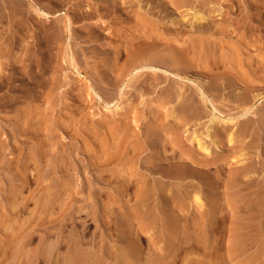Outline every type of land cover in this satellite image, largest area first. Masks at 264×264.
Instances as JSON below:
<instances>
[{"label":"rangeland","instance_id":"rangeland-1","mask_svg":"<svg viewBox=\"0 0 264 264\" xmlns=\"http://www.w3.org/2000/svg\"><path fill=\"white\" fill-rule=\"evenodd\" d=\"M0 1L2 2V0ZM6 1V4H8L10 0ZM22 1L25 8L23 10V21L26 29L25 36H22V39H20L23 46L21 44H15L11 49L8 48L7 53L17 58L22 57V55L25 56L23 49L27 42H30L34 46V50L32 56L25 58L22 63L18 60L15 66L12 62H7L0 70V217L5 215L9 216L10 210L8 209L10 208V201L14 198L13 195L17 199L16 201L29 199L19 206V209L22 208L20 212L18 208L13 211V213L15 212L14 215H20H16L17 218H20L18 219L20 223H25V221L29 222H26L28 224L24 225V229L22 230L21 235L25 233L24 237H16L14 243H17L18 239L22 238L21 242L24 243L23 245L27 252H37L42 255L33 262H28L26 258L17 260L10 255V249L8 258L2 259L0 264L1 262L2 264H49L51 261H48L46 258L48 257L47 254L51 255V250L53 248H55L54 255L56 257L58 256L56 264H77L78 261L73 262L72 259H68L72 254H75L73 258L81 254L83 255L82 257L85 256L84 258L86 261H90V253L97 256V262L100 264H114L118 257L117 251H128V255L124 260L123 257L120 258V264H180L184 254L177 251V256L175 258H173V254L179 248L178 246L182 244V240L185 238L184 236L190 233L193 226H196L195 224L198 223V226H202L203 223H212L213 219L216 218L215 220H218L223 216L225 217L224 224L219 222L220 224H218V227L217 223H212L214 226H212V232H208L211 223L208 225V228L205 227L207 225H204L206 230L202 229L203 231L196 234L198 235L201 245H203L200 246L199 244L198 249L192 254V257L198 258L199 256L198 259L203 257L200 260H204L208 255L205 254L207 249L204 250V247L206 246L209 249L212 245H218V248L222 249L220 253L223 251V258L228 257L227 261L229 264L231 262H233L231 264H237L238 262H241L240 264H247L246 262H248V264H258V261H260L258 257H261L259 253L261 254L262 250L264 252V168L261 167L264 163V97L260 98L254 106L255 109L259 108L256 111L257 113L250 114V118L245 120V124L248 123L245 141H250L246 147L249 149L247 150L245 148L243 151L235 152L227 150V147V154L226 152L223 153L225 149L221 151L222 155L225 156H222V158L226 160L227 155H230L228 158V161L230 159L228 163L230 165H221L224 166L222 168L223 170L220 169L221 167L216 169V165L214 164L208 166V168L210 167L212 169H208L207 167L204 168V165L202 166L201 164H198L200 166L194 164L196 173L194 176H190L189 182L178 184L180 180H177V182L175 180L168 181V179H166V188L164 187L162 192L156 189L155 197H151L153 200L151 198L149 199L152 200L148 203V206L151 205L149 207L151 209L150 214L152 216H150L152 218H150L147 225V228H149H144V231H141V229L139 230L140 227L137 228V226H141L142 223L144 224L145 222V220L142 221V219V222H140V217L138 215V211L143 206L141 204L142 202L139 204V201H136L135 197L131 195L121 197L123 200H120V197L113 199L110 196L116 182L112 181L108 183L109 175L105 174L104 176L102 168H113L115 163H104L106 150L113 145L121 143L120 147L126 152V157L128 159H133L135 167L136 164H138L139 173L146 172L144 169L148 167L149 170L151 169L152 176L158 177V173L161 171L160 169L163 168L162 170H164L166 166L165 169L170 168L169 166L174 167L180 165L182 163L181 158L186 157L184 154L186 149L194 150L192 154L193 157L204 159L205 152L202 149L201 151L199 148H196L197 143L193 142L195 141L193 137L200 133L201 136L198 137H202V140H205L204 142H208L209 137L207 133L208 127H210L208 124L212 117L211 114L217 111H214L211 107L205 106L203 100L195 90L194 85L189 81H187L188 86H192L194 90L191 88V91H188L190 87H185L183 85L184 82L180 80L179 82L177 81L178 79H174L175 83L174 81L172 82V77L165 79V77L159 76L157 79L156 76H153L155 77L154 79L151 76L148 82L144 84L143 90H137L135 86L136 83H138L137 80L144 78L143 75L145 76V74L140 75V78L139 73L137 74L136 72L130 71L131 73L129 75V72H127L126 75L122 76L123 78H119V81H117L115 85H119L118 87L114 86L115 88L112 87L110 89L108 85L97 82L94 76L100 77L99 73L105 74L107 70L106 67H108L106 58L109 55V51L107 50L110 41L109 32L111 31L109 27H114L116 29L114 33H117L112 39V42H117L121 46H126L128 37L132 36L131 33L138 34L141 32L140 35L143 37L144 35L145 37H152L150 45L153 47L154 53L156 55H165L164 57L167 61L171 60V58L175 59L179 57L182 49L186 47L190 51V53L186 55L187 63H191L195 60L194 58H190L192 52L194 53L193 56H195L197 53H201V51H207V53H203H205V55H210L211 53L210 56L212 59L216 57L215 60L219 62V65L217 61L210 62L213 66V69L210 70L211 72H205L206 69L198 67L197 64L194 69L196 72H201L203 75H209V78L213 77L212 80L210 78V84H206V87H209V91L206 89V91H204L214 102L217 110L224 115H237V117H239L245 106L241 104L242 101L240 99L243 98L245 91H248L246 94L252 92V94L249 93L250 95L247 94L248 97L251 96L250 98L245 94L247 97V105H251L255 101L256 94L262 91L264 92V0H179L181 2L179 5L174 4L175 0ZM31 4L37 5L44 11L50 13L51 16L36 15L31 8H27ZM6 9V13L4 12L2 14L1 12L3 17L0 18V33L4 28L7 30L6 33L10 35L14 32L15 27L13 26L14 24L12 25L14 22L10 15V9ZM126 10H134L142 15H147L148 18L144 17L149 20V25L152 27L148 26L145 31H142L144 29H142L143 26L141 23L140 25H138L139 23L136 25H125L128 19L125 14L127 12ZM94 11L99 15H89V12ZM195 12L196 14L198 13V15L199 13H203L204 15L207 14V18L205 17L206 20L204 19V21H201L203 22L202 25L201 22L200 24H197L198 22L195 23L196 21L193 19ZM182 15L183 17L186 16L188 20H181ZM100 22H106L105 24H107V27L104 29L106 32L103 31L99 33L96 31L95 25L100 24ZM123 27L124 30H122ZM149 28H153V32H151ZM118 31H121V33H118ZM154 41L155 46L152 45ZM189 41L190 43L193 42L190 44ZM196 41L201 45H199L198 48L202 47L203 50L199 49L198 52V49H195L197 44ZM184 42L186 44L188 42L187 45L189 46L186 44L183 45ZM0 43H2L1 40ZM178 43H182L180 45L181 47L183 46L182 49ZM193 43L194 45H192ZM139 44L141 45L142 43L136 41L133 46L129 45L127 50L128 53L137 51ZM175 44L178 45L176 46ZM172 45L175 49L171 47ZM190 45H192V47ZM210 46L211 48H209ZM229 49L230 51L232 49V54ZM211 50L214 52L213 56ZM226 52L227 55L230 53L229 56L225 54ZM128 53H125V56L122 57L123 59L121 58L120 65L126 64L128 55L130 54ZM176 53H179V56ZM172 54H174V56ZM72 55L75 57L80 70L83 73L86 72V78L82 76L83 74L79 75L73 71L71 66ZM224 55L228 57H226L228 62H225L226 59L223 60L225 58ZM230 55H232L233 58ZM1 62L0 60V63ZM234 62L236 64L239 63L237 66H234ZM240 62L243 63L245 69L249 67L253 71L257 69L256 76L263 77H260L261 79H259L258 82H251L248 79L245 80L246 78L243 77L244 75H242V77L240 76L241 74L237 76L238 72L244 68H240L239 71L235 70V72L231 69H237L238 65L242 67ZM231 63L233 65H231ZM249 63L252 66L250 65L248 67ZM231 66L233 68H231ZM197 68L202 70L198 71ZM165 69L168 68L166 67ZM194 69L191 68L190 71H194ZM187 71H184V73H191ZM225 71L227 75H222V73L225 74ZM35 72L37 75L42 76H39L43 80L39 84L35 81ZM96 72H99L98 75ZM229 76L235 78V80H232ZM161 77L163 79H161ZM150 78L152 81H150ZM222 78L224 80H222ZM212 81L213 83L218 82L216 86L222 83L220 85L221 87H215L216 83L213 85ZM234 83H237V87H235L236 84ZM88 85L92 87L87 88ZM259 85L261 87H259ZM187 87L189 88L188 90ZM94 90H96L104 101H106L105 98L108 96L107 92L110 93V91L115 93L112 94V101L119 97L122 99L123 97L121 96L124 95L125 97L123 100L125 99V102L128 100V104L130 105L128 106L130 109L128 108V112L126 113L127 116H129L128 113L130 114L129 119H127L126 116H124L126 118L120 117L121 121L118 117L117 119L116 117L111 119L112 117L109 118L106 116V118L103 115L104 104L102 103V99L100 100ZM216 90L220 91L217 92ZM176 91H182L183 95L187 92V94L184 95L186 98H190V95L194 93L191 95V101H187V104L189 103L191 108L190 106L187 107V111H185L183 115L180 114L179 109L186 106L184 105L185 102H180L178 105L176 104L178 101H176L173 96L169 100L167 98V96L169 97L173 93L175 94ZM135 94L137 97H134ZM162 99L165 101L162 102ZM237 100H239V102H237ZM129 101H134V104L129 103ZM199 110L200 112H198ZM201 110H203L204 113ZM187 112H190L192 115L190 113V115L187 114ZM207 112L209 114H206ZM179 115L182 117V120H178L180 118ZM30 116L33 117L29 120L28 118ZM174 116L178 117V119L174 118ZM184 117L186 119H184ZM193 118H195V120ZM187 119L191 121H187ZM239 119H243L242 116H240ZM183 120L186 122L184 123ZM26 122H34L38 125L40 133L34 134V131L29 130L24 136L20 135L18 129ZM238 122V125L236 124L235 126H232L230 123L227 125L220 123V126H227L228 133L234 132L235 130L234 134L236 133L235 135L237 136V132L239 133L244 125H242L241 121ZM66 126L69 127L67 131L65 128ZM231 128H233V130ZM172 131L174 134H172ZM176 138H178V141L174 146L173 142ZM39 143H42L41 145H44L45 148L42 154L34 150L35 145ZM209 143L210 139L207 144ZM210 150L211 154L205 155V158H207L206 156L209 158H214V156L217 157L215 147L212 144H210ZM240 152L246 153L245 157L247 159L244 158V160L247 165L250 162L249 168H247L250 171L246 169L244 174L249 176V178L246 176L245 178L251 180L249 183H245V186L243 182L239 184L235 182L233 178L235 172L234 158H236L237 154L239 156ZM199 153L200 155H198ZM261 158L263 161H261ZM257 159H260V162L256 161ZM257 164L258 166L255 167ZM131 169L133 170L134 167ZM131 169L129 168V171H132ZM23 172H26L28 175L29 182L27 185L20 188L21 180L18 177L21 176ZM246 173H248V175ZM218 176L222 179L217 180L219 178ZM148 181L152 190L155 191V187H157L159 182L156 181V185H152L151 183L153 180L152 178L149 179V177ZM191 181L203 182L198 184L201 187V197L204 203L202 209L201 207H199V209L195 205H186V201L188 198L191 199L190 197H184L183 201L185 202H180L183 204V207H180V209L178 207L180 203L177 204L178 202L175 204V202L171 201L172 206L168 205L170 202L168 198L171 200L172 196L178 195L180 189L182 190L184 187V190L189 185L194 186L195 183ZM12 192H16L17 194L15 195ZM18 192H21V195ZM166 192H169V194ZM130 196L133 198H130ZM225 196L227 197L225 198ZM172 203L177 207L174 208ZM135 204H138V206ZM135 207L139 208L138 211ZM161 208H163V210ZM201 213L208 214V218L206 220L205 218L198 220L200 219ZM135 216H138V218L136 217L137 220ZM153 217H156V220L153 219ZM235 217H243V221L247 223V237L249 238H246L248 244L246 247H248H245V249L247 250H242L240 251L242 254L238 255L239 253H237L235 254L236 256H233L235 259L237 258L236 261H234L232 255H225L227 250L224 248L228 243L232 230L236 228ZM151 220H153V222H151ZM158 220L159 223H157ZM175 220L179 223L176 224ZM154 221H156V223ZM168 221H170V223ZM137 222H140L141 225ZM136 223L138 224L137 226ZM166 224H170L166 227L167 229H172L176 225L175 228H173V230L176 229L175 237H173L172 230L167 232L165 228V226H167ZM150 225L153 228L150 227ZM1 226L2 225H0V230H4ZM169 226H172V228ZM164 228L166 231L163 230ZM8 231L9 230H7V232ZM136 232L139 233L137 234ZM3 235H5L4 232L0 231V240L4 238ZM152 235L154 239L152 237L151 240L152 242L155 241L154 247L151 240L147 239L148 237L151 238ZM212 242L217 244H213ZM221 242L223 243L224 249L222 248ZM135 243L137 245H135ZM53 244L57 247H54ZM197 251H199V254L200 252L202 253L199 255ZM254 253L258 255V257ZM50 255L49 258L52 259V255ZM245 257H247L249 261H246L248 259ZM249 257H252V262ZM240 258L242 259L237 261ZM85 259H82L80 262ZM243 260H245V262ZM262 260L264 262V258ZM80 262L78 264H80ZM54 263L53 261L52 264Z\"/></svg>","mask_w":264,"mask_h":264},{"label":"bare ground","instance_id":"bare-ground-1","mask_svg":"<svg viewBox=\"0 0 264 264\" xmlns=\"http://www.w3.org/2000/svg\"><path fill=\"white\" fill-rule=\"evenodd\" d=\"M60 1V0H59ZM6 0H2V2L0 1V18H2L3 17V15H1V12H2V14L5 12V10H7L6 8H9L10 9V15H11V17H12V19H13V22L14 23H12V25L15 27V30H14V32L13 33H11L10 35H8L7 33H6V29H2V31H1V33H0V40L2 41V43H0V60L2 61L1 63H0V70L2 69V67H3V65L4 64H6L7 62H12L13 63V65H15L16 66V62L18 61V60H20V62L22 63L23 61H24V59L25 58H28V57H30V56H32V54H33V50H34V46L30 43V42H27L26 44H25V46H24V55L25 56H23L22 55V57H19V58H17L16 56H14V57H12V56H10V54L8 55V48L9 49H11L12 48V46H15V44H21V42H20V39H22V36H25V33H26V29H25V23H24V21H23V10L25 9L24 8V3H23V1L22 0H10L9 1V3L8 4H6ZM58 2V1H57ZM3 3H5V4H3ZM34 3H36V2H34ZM54 4H56V3H54ZM174 4H176V5H179V4H181V2L179 1V0H175L174 1ZM27 8H31L34 12H35V14L36 15H40V16H46V17H50L51 15H50V13H48V12H46V11H44L43 9H41L40 7H38L37 5H35V4H31V5H29V7H27ZM130 10H131V8H130ZM137 10V9H136ZM31 11V10H30ZM29 11V12H30ZM92 11V10H91ZM127 11V10H126ZM125 11V12H126ZM124 12V13H125ZM200 12V11H199ZM6 13V12H5ZM31 13V12H30ZM33 13V12H32ZM90 14L89 15H99L96 11H94V12H89ZM126 16H127V21H126V24L125 25H129V24H137V23H139L138 25H140V23H141V25L143 26L142 27V29H144V30H142V31H145L146 30V28H148V26H151V25H149L150 23H149V20H147L145 17H147V15L145 16V15H142V14H140L139 12H136V11H127L126 13ZM209 14V13H208ZM7 15V14H6ZM102 15V14H101ZM145 16V17H144ZM207 16V14L206 15H204L203 13H199V15H198V13L196 14V12H195V14L193 15V19H194V21H196L195 23H197V24H200V22L203 20L204 21V19H205V17ZM5 17V16H4ZM45 17V18H46ZM90 17V16H89ZM97 17V16H96ZM95 17V18H96ZM184 17H186V16H184ZM183 17V15H182V17H181V20H184L185 21V19H187L188 20V18L186 17V18H184ZM148 18V17H147ZM180 18V17H179ZM207 18V17H206ZM42 19V18H41ZM175 19V18H174ZM206 20V19H205ZM192 21V20H191ZM68 22V21H67ZM104 22V21H103ZM101 23L100 22V24H96L95 25V29H96V31H98L99 33H102L103 31H104V29H106V27H107V24H105V23ZM183 22V21H182ZM206 22V21H205ZM71 23V22H70ZM96 23V22H95ZM115 23V22H114ZM202 23L203 22H201V25H202ZM176 24H177V22H176ZM69 25H71V24H69ZM120 26V25H119ZM121 27V26H120ZM152 27V26H151ZM153 27H154V25H153ZM155 27H156V25H155ZM119 28V27H118ZM94 29V28H93ZM92 29V30H93ZM120 29V28H119ZM150 29V31L151 32H153V28L151 29V28H149ZM148 29V30H149ZM109 30H111L110 32H109V48H107V50L109 51V55H108V57L106 58L107 59V66L108 67H106V73L104 74H100L99 72V75H100V77L99 76H94V78H95V80L97 81V82H101V83H103V84H105V85H108L109 87H110V89L112 88V87H114L116 84H117V81H119V78L120 77H122V76H124V75H126V73L127 72H129L128 73V75L131 73V72H136L137 74L139 73V77H140V75H143V74H145V76L143 75V77L144 78H142L141 80H137V78H136V80L138 81V83H136V87H137V90L138 89H142L143 90V87H144V84L145 83H147L148 82V79H149V77H153V76H156V78L157 77H159V76H163V77H165V79H167V78H169V77H172L173 78V80H172V82L174 81V79L176 80V79H178L177 81H183L184 83H183V85L186 87V86H188V83H187V81H189V82H191L193 85H194V87H195V90L197 91V93H198V95L200 96V98L203 100V102H204V104H205V106H207V107H211L214 111H217L216 113L214 112L213 114H211L212 115V117H211V119H210V123L208 124L210 127H208L209 129H208V133H207V136L209 137V139H210V143L209 144H207L208 142H209V139H208V142H204L203 140H202V137H198V136H201L200 135V133L197 135V136H194L193 137V140H195V141H193V142H196L197 144H196V148L198 149H202L204 152H205V155H209V154H211V150H210V144H212L214 147H215V151H216V154H217V157H215L214 156V158H209L208 156H206L207 158H205V155H204V159H198L197 157H193V153H194V150H192V149H186L185 151H184V154L186 155V157H182L181 158V164L180 165H176V166H174V167H171V166H169L170 168H168V169H165L164 168V170H162V169H160L161 171L158 173V177H155V176H152V173H151V169L149 170L148 169V167L146 168V169H144V171H146V172H142V173H139L140 171H139V167L137 166L138 164H136V167H135V164H134V162H133V159H128L127 157H126V152L124 151V150H122V148L120 147L121 146V143L119 144H116V145H113V146H111V148H108L107 150H106V152H105V161H104V163L106 162V163H112V162H114L115 163V166H113V168H111V167H109V168H102V173L104 174V176H105V174H108L109 175V178H108V183H111L112 181H115L116 182V184L114 185L115 187H114V190L112 191V193H111V197L113 198V199H117L118 197H120L119 199L120 200H123V199H121V197H126L127 195H131V196H134L135 197V199H136V201H139L138 203L140 204L141 202V204L143 205L142 206V208L138 211V209L139 208H136L137 209V211H138V215H139V219H140V222H142L143 220H145V222H144V224L142 223V225H141V223H140V225L142 226H139L137 223H136V226H137V228L138 227H140L139 228V230L141 229V231H144L143 229L144 228H147V225H148V223H149V221H150V218H152L151 216V209H150V207L149 206H151V205H149L148 206V203H149V201H152L153 199L151 198L152 196H154L155 197V194H156V189L158 190V191H160V192H162L163 190H164V187H165V183L167 182L166 181V179H168V181H170V180H175V181H177L178 182V184L180 183H183L184 184V182H189V178H190V176H194V174L196 173L195 172V165H198V164H201L202 166L204 165V168L205 167H207L208 168V166L209 165H212V164H214V165H216V169H219L220 167V169H222L224 166H221V165H223V164H227V165H230V164H228L229 163V161H230V159H229V161H228V158H229V156L230 155H227V160L225 159V158H222V156L223 157H225L224 155H222V152L221 151H223L224 149H225V151H223V153L224 152H226V148L228 147V149L227 150H229V151H243L247 146H248V142H250V141H245V139H246V133H247V131H248V123L247 124H245L246 123V121L245 120H247V119H249L250 118V114H256L257 112V109H259V108H257V109H255L254 108V106L256 105V103L259 101V99L260 98H263L264 97V92L262 91V89H261V91L262 92H260V93H258V94H256L255 95V101L251 104V105H247L246 104V99H247V94L248 95H250L249 93H251L252 94V92H249V93H247L246 94V92H248V91H245V93L243 94L244 96H243V98H240L241 99V104L242 105H245L244 106V109H243V111L241 112V114H240V116H242V118L243 119H239L240 118V116L239 117H237V115H235V116H233V115H224V114H222L220 111H218L217 110V107L215 106V104H214V102L208 97V95L205 93V91L207 90V91H209V87L207 88L206 87V84H208L209 82H210V78H211V80H212V78L213 77H208L206 74L205 75H203L201 72L199 73V72H196L195 71V65L197 64L198 65V67H202V68H204V69H206L205 70V72H207V73H209V71L211 70V69H213L212 67V63H210V62H212V61H217V60H215V58H211V53H210V55H205V53H207V51L205 52V51H201V53L199 52V49H201V50H203L202 49V47L201 48H198L199 47V43L196 41V43L198 44H196V46H195V49H198V52L199 53H197L196 52V50H195V52L197 53L195 56H193V52H192V56H191V54H190V58L192 59V58H194L195 60L194 61H192L191 63H187V59H186V55H188L189 53H190V51L187 49V47L185 48V49H182V47L180 46L181 44H179V46L181 47V49H182V51H181V55L179 56V53H176V54H178V56L179 57H176L175 59L174 58H171V60H169V61H167V59L162 55V54H159V55H156L155 53H154V50H153V47L150 45V40H151V38L152 37H145V35H144V37L143 36H141L140 34H141V32L140 31H138V32H140V33H138V34H136V33H131L132 34V36L129 38L128 37V41L126 42L127 44H126V46H121L119 43H117V42H112V39L114 38V36H115V34H117V33H114V31H116V29L114 28V27H109ZM109 30H107V31H109ZM118 30V29H117ZM122 30H124V27H123V29ZM121 30V31H122ZM157 30V29H156ZM121 31H118V33L120 32L121 33ZM104 32H106V31H104ZM148 32V31H147ZM147 32H145V33H147ZM123 33V32H122ZM144 33V32H143ZM150 33V32H149ZM157 33V32H156ZM107 34V33H106ZM147 35V34H146ZM151 36V35H150ZM154 39V38H153ZM176 39H178V38H176ZM115 40V39H114ZM139 42V43H142L141 45L139 44V48L137 49V51H133V52H129L128 53V47H129V45H132L133 46V44H134V42ZM153 41V40H152ZM193 41H195V40H193ZM192 41V42H193ZM191 42V43H192ZM113 43V44H112ZM152 43V42H151ZM189 43H190V41H189ZM190 43V44H191ZM208 43V42H207ZM136 44V43H135ZM155 44V41H154V43L152 44V45H154ZM177 44V45H178ZM186 43L184 42V44L183 45H185ZM187 44H188V42H187ZM186 44V45H187ZM210 44V43H209ZM213 44V43H212ZM22 45V44H21ZM176 45V44H175ZM176 45V46H177ZM192 45H194V43L192 44ZM192 45H190L191 47H192ZM211 45V44H210ZM214 45V44H213ZM23 46V45H22ZM52 46V45H51ZM137 46V45H136ZM136 46H134V47H136ZM155 46V45H154ZM187 46H189V45H187ZM201 46V45H200ZM208 46V45H207ZM206 46V47H207ZM214 46H216V45H214ZM213 46V47H214ZM134 47H133V49H134ZM171 47H173V45L171 46ZM174 48V47H173ZM178 48V47H177ZM209 48H211V46L209 47ZM209 48H207V49H209ZM175 49V48H174ZM189 49H190V47H189ZM192 49V48H191ZM205 49V48H204ZM212 49H214V48H212ZM177 51V50H176ZM179 51V50H178ZM227 51V50H226ZM229 51H230V49H229ZM231 51H232V49H231ZM230 51V52H231ZM10 52V51H9ZM155 52H156V50H155ZM173 52H174V50H173ZM203 52H205V53H203ZM211 52H213L212 50H211ZM225 52V51H224ZM228 52V51H227ZM227 52L225 53L226 55H227ZM236 52V51H235ZM125 53H128L129 55H128V61H127V59H126V64L125 63H123V64H125V65H120V60H121V58L123 57V56H125ZM157 53V52H156ZM172 53V52H171ZM175 53V52H174ZM209 53V52H208ZM213 54H214V52L212 53V56H213ZM229 54L230 53H228V55L227 56H229ZM231 54H232V52H231ZM173 56H174V54H172ZM226 56V57H227ZM231 57H232V55H230ZM24 57V58H23ZM127 57V56H126ZM171 57V56H170ZM169 57V58H170ZM224 57H225V55H224ZM224 58L223 60H225V62L227 61V58ZM219 58V57H218ZM217 58V59H218ZM233 58V57H232ZM123 59V58H122ZM189 59V58H188ZM212 59V60H211ZM221 59V58H220ZM231 59V58H230ZM252 59V58H251ZM125 60V59H124ZM249 60V59H248ZM253 60V59H252ZM251 60V61H252ZM191 61V60H190ZM231 61H233V60H231ZM230 61V62H231ZM250 61V60H249ZM255 61V60H254ZM196 62V63H195ZM218 62V61H217ZM217 62H213V63H217ZM221 62V61H220ZM225 62H224V64H225ZM228 62V61H227ZM236 62V61H235ZM234 62V63H235ZM242 62V61H241ZM240 62V63H241ZM233 63V62H232ZM231 63V65H233ZM239 63V62H238ZM237 63V64H238ZM251 63V62H250ZM248 64V67L251 65V64ZM253 63V62H252ZM227 64V63H226ZM236 64V63H235ZM234 64V66H237V64L235 65ZM218 65H219V62H218ZM230 65V64H229ZM241 65H242V67L240 66L239 67V65H238V68L237 69H234L232 66H231V68H233V69H231L232 71H234L235 72V70H238L239 71V69L240 68H244L243 70L241 69L239 72H238V75L237 76H239V74H241L240 76L242 77V75H244L243 77H245L244 79L245 80H250L251 82H258L259 81V79H261L262 77L261 76H256V73H257V69H256V71H253L250 67L247 69H245V67H244V65H243V63H241ZM71 66H72V69H73V71L74 72H76L77 74H79V75H81V74H83L82 76H84L85 78L87 77V76H85V73H83L81 70H80V67H79V65H78V63H77V61H76V59H75V57L72 55V57H71ZM252 66V65H251ZM162 67H167L168 69H165V68H162ZM216 67H218V66H216ZM215 67V68H216ZM229 67V66H228ZM228 67H227V69H228ZM194 69V71H190V69ZM230 68V67H229ZM258 68V67H257ZM198 69V71L199 70H202V69H199V68H197ZM196 69V70H197ZM189 71V72H191V73H188V74H186V73H184V71ZM229 70V69H228ZM131 71V72H130ZM187 71V72H188ZM204 72V71H203ZM211 72V71H210ZM263 72V71H262ZM98 73L96 72V74L98 75ZM229 73V72H228ZM237 73V72H236ZM35 75H36V77H35V81L37 82V84H39V83H41L43 80H42V78H40L39 76H41V75H37V73L35 72L34 73ZM259 74V73H258ZM222 75H227V73H226V71H225V74H223L222 73ZM231 76H233V77H236V76H234V75H232V74H230ZM236 75V74H235ZM264 75V74H263ZM211 76V75H210ZM231 76H229V77H231ZM42 77V76H41ZM127 77V76H126ZM135 77V76H134ZM136 77H138V76H136ZM138 77V78H139ZM222 77H224V76H222ZM261 77V78H260ZM123 78V77H122ZM121 78V79H122ZM141 78V77H140ZM154 79H155V77H153ZM217 78L219 79V77H218V75H217ZM232 78V77H231ZM120 79V80H121ZM158 79V78H157ZM161 79H163L162 77H161ZM216 79V78H215ZM220 79H221V77H220ZM226 79H228V78H226ZM230 79V78H229ZM170 80V81H171ZM222 80H224L223 78H222ZM232 80H235V78H232ZM122 81V80H121ZM150 81H152L151 80V78H150ZM156 81V80H155ZM179 81V82H180ZM214 81V80H213ZM213 81H212V84L214 85L215 83H213ZM264 81V80H263ZM160 82V81H159ZM231 82V81H230ZM155 83V82H154ZM158 83V82H157ZM174 83H175V81H174ZM182 83V82H181ZM218 83V82H217ZM217 83L215 84V87H221L220 85L222 84L221 82V84L219 85L218 84V86H216L217 85ZM238 83V82H237ZM237 83H234V84H236L235 85V87H237ZM248 83H249V81H248ZM97 84H99V83H97ZM119 84V83H118ZM156 84V83H155ZM210 84V83H209ZM225 84V83H224ZM254 84V83H253ZM182 85V84H181ZM226 85H228V84H226ZM239 85V84H238ZM107 86V87H108ZM119 86V85H118ZM118 86H115V87H118ZM123 86V85H122ZM208 86V85H207ZM210 86V85H209ZM212 86V85H211ZM232 86V85H231ZM263 86V85H262ZM87 87V86H86ZM90 87H92L91 85H88V87L87 88H90ZM103 87V86H102ZM114 87V88H115ZM179 87H180V84H179ZM188 87H190V85L188 86ZM187 87V90L189 89ZM206 87V88H205ZM259 87H261L260 85H259ZM95 88V87H94ZM177 88H178V85H177ZM191 88H192V86L190 87V90H188V91H191ZM223 88V87H222ZM226 88V87H225ZM121 89V88H120ZM119 89V90H120ZM175 89V88H174ZM179 89V88H178ZM206 89V90H205ZM217 89H219V88H217ZM113 90V89H112ZM180 90H181V88H180ZM184 90V89H183ZM192 90H194L193 88H192ZM205 90V91H204ZM215 90V89H214ZM258 90V89H257ZM87 91H88V89H87ZM95 91V93L98 95V97L100 98V100L102 99V97L96 92V90H94ZM100 91V90H99ZM110 91V90H109ZM210 91H211V89H210ZM212 91H213V89H212ZM217 92L218 91H220V90H216ZM227 91V90H226ZM260 91V90H259ZM105 92V91H104ZM103 92V93H104ZM106 92H107V90H106ZM172 92V91H171ZM216 92V93H217ZM235 92V91H234ZM233 92V93H234ZM239 92H240V90H239ZM258 92V91H257ZM91 93V92H90ZM108 93V96L105 98L106 99V101H104L103 99H102V103L104 104V116L106 117H112L111 119H113V117H116V119H117V117H118V119L120 120V117H124V116H126L127 117V119H129V116H130V114L128 113V115L129 116H127L126 115V113L128 112L127 111V109L129 108L128 106H130L129 104H128V98L126 99L127 100V102H125L124 100H123V98L125 97L124 95H122L121 97H123L122 99H120V97L119 98H117L116 100H111L112 99V94H115V93H112L111 91H110V93L109 92H107ZM211 93V92H210ZM214 93V92H213ZM212 93V94H213ZM172 94V93H171ZM174 94V93H173ZM171 95V96H167V98H168V100L169 99H171V97L173 96L175 99H176V101H178L176 104H180V102L182 103V102H185V104L184 105H186V106H184L183 108L181 107L179 110H180V114L181 115H183L184 113H185V111H187L186 109H187V107H189L190 106V104L188 103L187 104V101H191V95H193V94H191L190 95V98H186V97H184V95H186L187 94V92L183 95V92L181 91V92H177L176 91V93L174 94V95ZM215 94V93H214ZM236 94V93H235ZM241 94V93H240ZM245 94H246V96H245ZM105 95V94H104ZM117 96H118V94H117ZM136 96V94L134 95V97ZM189 96V95H188ZM197 96V95H196ZM242 96V95H241ZM134 97H133V99H134ZM137 97V96H136ZM193 97V96H192ZM246 97V98H245ZM251 96H249L248 98H250ZM253 97V96H252ZM230 98V97H229ZM239 98V97H238ZM132 99V100H133ZM215 99V98H214ZM236 99H237V97H236ZM252 99V98H251ZM124 102H123V101ZM130 100V99H129ZM131 100V101H132ZM163 100V99H162ZM131 101H129V103H132V104H134L133 102H131ZM165 100H163L162 102H164ZM173 101H175V100H173ZM175 101V102H176ZM199 101V100H198ZM253 101V100H252ZM194 102V101H193ZM237 102H239V100H237ZM128 104V105H127ZM178 104V105H179ZM194 104V103H193ZM135 106V105H134ZM219 106V105H218ZM238 106V105H237ZM260 106V105H259ZM258 107V106H257ZM190 108H191V106H190ZM202 108V107H201ZM201 108H199V109H201ZM130 109V108H129ZM194 109V108H193ZM192 109V110H193ZM204 109V108H203ZM192 110H190V111H192ZM198 110V109H197ZM205 110V109H204ZM206 110H207V108H206ZM221 110H223V109H221ZM174 111V110H173ZM189 111V110H188ZM202 112H203V110H201ZM209 111V110H208ZM196 112V111H195ZM198 112H200V110L198 111ZM239 112V111H238ZM237 112V113H238ZM157 113V112H156ZM159 113V112H158ZM190 113V112H189ZM188 112H187V114H189ZM193 113V112H192ZM204 113V112H203ZM209 113H210V111H209ZM208 112L206 113V114H209ZM234 113V112H233ZM174 114V113H173ZM173 114H172V116H173ZM191 114V113H190ZM189 114V115H190ZM197 114V113H196ZM199 114V113H198ZM159 115V114H158ZM175 115V114H174ZM177 115H178V113H177ZM192 115V114H191ZM194 115V114H193ZM211 115H208V116H211ZM176 116V115H175ZM174 116V118H177L178 119V117H175ZM188 116V115H187ZM33 116H30L28 119L30 120V118H32ZM106 117V118H107ZM126 117H124V118H126ZM179 117H180V115H179ZM186 117V116H185ZM184 117V119H186ZM195 117V116H194ZM199 117V116H198ZM115 119V118H114ZM194 120H195V118H193ZM192 119V120H193ZM118 120V121H119ZM178 120H182V117H180ZM189 119H187V121H188ZM121 121V120H120ZM184 121V120H183ZM189 121H191V120H189ZM238 121H241L242 122V125H243V127L240 129V131H239V133L237 132V136L234 134V132H235V130H234V132H230V133H228L227 132V126H220V123H223V124H228V123H230L232 126H235L236 124H237V122ZM175 122H176V119H175ZM179 122H181V121H179ZM186 121H184V123H185ZM248 122V121H247ZM178 123V122H177ZM190 123V122H189ZM239 123V122H238ZM181 124H183V123H181ZM187 124H188V122H187ZM219 125V126H218ZM238 125V124H237ZM68 126V125H67ZM65 127L66 128V131H67V128H69V127ZM174 126V125H173ZM181 126V125H180ZM62 127V126H61ZM178 127V126H177ZM229 127V126H228ZM39 127H38V125H36L34 122H26V123H24L22 126H20L19 127V129H18V133L20 134V135H25L29 130H32V131H34V134H38V133H40V131H39V129H38ZM64 128V127H63ZM172 128H174V127H172ZM235 128V127H234ZM176 129V128H175ZM232 130H233V128H231ZM65 130V129H64ZM230 130V129H229ZM173 132V131H172ZM228 134H227V133ZM195 133V132H194ZM172 134H174V132L172 133ZM219 135V136H218ZM193 136V135H192ZM206 136V135H205ZM207 136H206V138H207ZM204 137V136H203ZM205 138V139H206ZM252 138V137H251ZM168 139V138H167ZM173 139H175V138H173ZM178 138H176V140H174V146H175V144H177V140ZM252 140V139H251ZM170 141V140H169ZM42 143H39V144H37V145H35V151L37 150V151H39V153L41 152V154L42 153H44V151H45V148H44V145H41ZM106 144H107V142H106ZM164 144V143H163ZM166 144V143H165ZM109 145V144H108ZM107 145V146H108ZM172 145V144H171ZM164 146V145H163ZM110 147V146H109ZM192 147V146H191ZM173 148V147H172ZM193 148V147H192ZM197 149H196V151H197ZM247 150L249 149V148H246ZM201 150V151H202ZM218 151H220V152H218ZM198 152V151H197ZM248 152V151H247ZM254 152V151H253ZM104 153V152H103ZM260 153V152H259ZM226 154H227V152H226ZM229 154V153H228ZM232 154V153H231ZM235 154H237V153H235ZM234 154V155H235ZM249 154V153H248ZM196 155V154H195ZM198 155H200V153L198 154ZM212 155H213V153H212ZM236 156V155H235ZM237 156H238V154H237ZM236 156V158H234L233 156H231V157H233L234 158V168H235V172H234V174H233V178H234V181L235 182H238L239 184H240V182H243L244 183V186H245V183H249L250 182V180L251 179H247V178H245V174H244V171L246 172V169L247 168H249L248 166H249V164H250V162H249V164L247 165V163L245 162V160H244V158H246L245 156H246V153L244 154V152H240L239 153V156L237 157ZM248 157V156H247ZM199 158H202V157H199ZM251 158V157H250ZM247 159V158H246ZM124 160V161H123ZM153 160V159H152ZM250 160V159H249ZM253 161V160H252ZM256 161H259L260 162V159H257ZM261 161H263L262 160V158H261ZM149 162H150V160H149ZM148 162V163H149ZM248 162V161H247ZM258 163V162H257ZM262 163V162H261ZM150 164V163H149ZM195 164V165H194ZM231 164H232V162H231ZM99 165V164H98ZM120 165V166H119ZM127 165V166H126ZM220 165V166H219ZM261 165V164H260ZM198 166H200V165H198ZM256 166H258V164L257 165H255V167ZM127 167V168H126ZM134 167V171L131 169V168H133ZM229 167V166H228ZM251 167V166H250ZM255 167H253V168H255ZM262 168H264V163H263V165L261 166ZM129 168L132 170V171H129ZM151 168V167H150ZM210 168V167H209ZM208 168V169H209ZM214 168V167H213ZM210 169H212V168H210ZM230 169V168H229ZM251 169V168H250ZM223 170V169H222ZM222 170H220V171H222ZM247 170H249V169H247ZM254 170V169H253ZM260 170V169H259ZM214 171V170H213ZM216 171V170H215ZM229 171V170H228ZM231 171V170H230ZM250 171V170H249ZM202 172V171H201ZM232 172V171H231ZM156 173V172H155ZM247 175H248V173H246ZM250 174V173H249ZM102 175V174H101ZM209 175V174H208ZM136 176H138V177H136ZM148 177H149V179H151L152 178V180H153V182L151 183L152 185H156L155 183H156V181H158L159 183L157 184V187H155V191L154 190H152V188L150 187V185H149V181H148ZM151 177V178H150ZM219 177V176H218ZM221 177H222V175H221ZM246 177H248L249 178V176H246ZM20 180H21V185H20V188L21 187H24L25 185H27L28 184V182H29V177H28V175L26 174V172H23V174H21V176H19L18 177ZM221 180L222 178H218L217 180ZM217 180H216V182H217ZM192 182V181H191ZM194 182V181H193ZM192 182V183H193ZM202 182V181H201ZM201 182H194L195 184H194V186H191V185H187L188 187H186L184 190H183V188H182V190L180 189L179 191V194L177 195L176 194V196H172L171 197V200H170V198H168V201H170L169 203H168V205H171V201L172 202H175V204L177 203V204H179L181 201H182V203L183 202H185V201H183L184 200V197L186 198H188V197H190L191 199H187V201H186V205H195L196 207H201V209H202V206L204 205V203H203V200H202V197H201V187L198 185V184H200ZM220 182V181H219ZM222 182H223V180H222ZM172 183V182H171ZM191 183V184H192ZM203 183V182H202ZM243 183H242V185H243ZM107 184V183H106ZM114 184V183H113ZM189 184V183H188ZM216 184H218V183H216ZM193 185V184H192ZM219 185V184H218ZM241 185V186H242ZM112 186V185H111ZM240 186V187H241ZM154 187V186H153ZM168 187V186H167ZM170 187H171V185H170ZM166 188V187H165ZM176 188V187H175ZM174 189V188H173ZM172 189V190H173ZM218 189V188H217ZM168 190V189H167ZM219 190V189H218ZM242 191V190H241ZM17 192V191H16ZM16 192H12L13 194H17ZM170 192V191H169ZM169 192L167 193V194H169ZM174 192V191H173ZM19 193V192H18ZM21 193V192H20ZM19 193V194H20ZM109 193V194H110ZM176 193V192H175ZM172 194V193H171ZM211 194V193H210ZM219 194H220V192H219ZM21 195V194H20ZM158 195V194H157ZM159 195H160V193H159ZM227 195V194H226ZM130 196V198H133V197H131ZM213 196V195H212ZM212 196H211V198H212ZM224 196V195H223ZM13 197L15 198V196L13 195ZM19 197V196H18ZM34 197V196H33ZM164 197V196H163ZM168 197H170V196H168ZM227 196H225V198H226ZM13 198V199H14ZM129 198V197H128ZM152 199V200H149V199ZM161 198V197H160ZM210 198V199H211ZM217 198V197H216ZM215 198V199H216ZM11 200L10 201V208L8 209V210H10V213H9V216H3V217H0V225H2L1 227H3L4 228V230H0L1 232H4V234L5 235H3L4 236V238H1V242H0V261H2V259H5V258H8V252H9V250L11 249V253H10V255H12L15 259H17V260H20V259H23V258H26L27 259V261L28 262H33L34 260H37V259H39L40 258V255H42V254H39V253H37V252H35V253H31V252H27V250H25V248H24V243L23 242H21V240H22V238H19L18 239V241H17V243H14V239L16 238V237H20V236H22V237H24V235H25V233H24V235H21L22 234V230L24 229V225H27L29 222L28 221H25V223L23 222V223H20V221L18 220V219H20L19 217L17 218V216L19 215H17V214H15L14 215V213H13V211L14 210H17V208H18V210H19V212H20V210L22 209H19V206L21 205V204H23L24 202H27L29 199H23L22 201H16L17 199L15 198L14 200ZM155 200V199H154ZM164 200V199H163ZM244 201H246V200H244ZM247 201H248V199H247ZM251 201H253V200H251ZM258 201V200H257ZM125 202V201H124ZM167 202V201H166ZM215 202V201H214ZM250 202V201H249ZM126 203H128V202H126ZM164 203V202H163ZM207 203V202H206ZM244 203V202H243ZM26 204V203H25ZM173 204V203H172ZM247 204V203H246ZM245 204V205H246ZM123 205V204H122ZM132 205V204H131ZM135 205H137L138 206V204H135ZM164 205V204H163ZM174 205V204H173ZM217 205V204H216ZM248 205H250V204H248ZM23 206V205H22ZM140 206V205H139ZM154 206V205H153ZM172 206V205H171ZM170 206V207H171ZM222 206V205H221ZM134 207V206H133ZM165 207V206H164ZM167 207V206H166ZM177 207V206H176ZM175 207V205H174V208H176ZM179 207V209H180V207L182 208L183 207V204H181L180 203V205L178 206ZM187 207V206H186ZM195 207V208H196ZM225 207V206H224ZM126 208V207H125ZM155 209V208H154ZM162 210H163V208H161ZM171 209V208H170ZM184 209V208H183ZM189 209V208H188ZM194 209V208H193ZM200 209V208H199ZM120 210V209H119ZM123 210V209H122ZM198 210V209H197ZM224 210V209H223ZM121 211V210H120ZM125 211V210H124ZM157 211V210H156ZM167 211V210H166ZM165 211V212H166ZM170 211V210H169ZM174 211H175V209H174ZM181 211V210H180ZM18 212V213H19ZM205 212V211H204ZM225 212V211H224ZM8 213V212H7ZM17 213V212H16ZM124 213V212H123ZM208 213H209V211H208ZM21 214V213H20ZM117 214V213H116ZM169 214V213H168ZM196 214H198V213H196ZM212 214V213H211ZM214 214V213H213ZM216 214V213H215ZM227 214V213H226ZM229 214V213H228ZM246 214V213H245ZM2 215H4V214H2ZM1 215V216H2ZM17 215V216H16ZM124 215V214H123ZM132 215V214H131ZM151 215V216H150ZM154 215V214H153ZM156 215V214H155ZM161 215H162V213H161ZM208 214H202L201 213V216L199 217L200 219H198V220H201L202 218H205V220L208 218V216H207ZM210 215V214H209ZM16 216V217H15ZM20 216V215H19ZM121 216V215H120ZM130 216V215H129ZM159 216V215H158ZM171 216V215H170ZM180 216V215H179ZM195 216H197V215H195ZM213 216V215H212ZM218 216V215H217ZM22 217V216H21ZM117 217V216H116ZM138 218V216H135V218ZM156 217H157V215H156ZM156 217H153V219H155ZM162 217V216H161ZM231 217V216H230ZM234 217V216H233ZM244 217H246V216H244ZM24 218V217H23ZM120 218V217H119ZM137 218H136V220H137ZM170 218H172V217H170ZM178 218V217H177ZM193 218V217H192ZM210 218V217H209ZM219 218V217H218ZM217 218V219H218ZM29 219V218H28ZM141 219H142V221H141ZM159 219V218H158ZM162 219V218H161ZM164 219V218H163ZM174 219H175V216H174ZM173 218H172V220H174ZM216 219V218H215ZM215 219H213L212 220V223L213 224H215V223H217V226H218V224H220L219 222H224V220H225V217L223 216V217H221V218H219L218 220H215ZM30 220V219H29ZM37 220V219H36ZM135 220V219H134ZM156 220V219H155ZM165 220V219H164ZM178 220V219H177ZM234 220H236V228L234 229V230H232V232H231V236H230V238L228 239V237H227V239H228V243H227V245L224 247L225 248V250H227L226 251V254L225 255H227V256H231L232 255V257L233 256H236L235 254H237V253H239L238 255H240V254H242V252L240 253V251H242V250H247V249H245V247H246V245H248L247 244V239L246 238H248L247 236V223L245 222V221H243L244 219H243V217L242 218H234ZM31 221V220H30ZM179 221V220H178ZM183 221V220H182ZM185 221V220H184ZM233 221V220H232ZM26 222H28V223H26ZM42 222V221H41ZM151 222H153V220H151ZM150 222V223H151ZM155 223H156V221H154ZM165 222V221H164ZM169 223H170V221H168ZM174 222V221H173ZM175 222H176V224H178L179 222H177L176 220H175ZM194 222H195V220H194ZM234 222V221H233ZM250 222V221H249ZM157 223H159V220H158V222ZM166 223V222H165ZM172 223V222H171ZM181 223V222H180ZM203 223V222H202ZM211 223V222H210ZM210 223H207V224H205V223H203V225L202 224H200V225H202V226H198L197 224H195L196 226H193V229L190 231V233H188L186 236H184L185 238H184V240H182V244H180L178 247V249L176 250V252L173 254V258H175L176 256H177V251H179V252H181V253H183L184 254V256L181 258V260H182V262L180 263V264H229V262L227 261V258L228 257H225V258H223V255L224 254H222L223 253V251H222V253H220L221 252V248H218V245H212L209 249L205 246L204 247V250L205 249H207L206 250V252H205V254H208L207 255V257L204 259V260H200V259H202V258H200V259H198L199 258V256H198V258H194V257H192V254L198 249V246H199V244H200V246H202L201 245V243H200V240H199V238H198V235H196V234H198L200 231H203L202 229H205L206 230V228L205 227H207L208 228V225L210 224ZM210 224L209 226H210V230L208 229V232L210 231V232H212L213 231V224ZM151 224H153V223H151ZM224 224V223H223ZM251 224V223H250ZM167 225V224H166ZM168 225H170V224H168ZM168 225L167 226H165V228L166 227H168ZM173 225V224H172ZM180 225V224H179ZM204 225H207V226H205L204 227ZM233 225V224H232ZM154 226V225H153ZM176 226V225H175ZM175 226L173 227V228H175ZM178 226V225H177ZM181 226V225H180ZM213 226V227H212ZM229 226H230V224H229ZM150 227H152L151 225H150ZM158 227V226H157ZM164 227V226H163ZM170 227V226H169ZM192 227V226H191ZM219 227V226H218ZM9 228V229H8ZM132 228V227H131ZM149 228V227H148ZM147 228V229H148ZM153 228V227H152ZM165 228L163 229L164 231H166L165 230ZM170 228H172V226L170 227ZM173 228L172 229H167V232L169 231V230H172L173 231V237H175V235H176V233H175V231H176V229L175 230H173ZM181 228H182V226H181ZM31 229V228H30ZM155 229V228H154ZM178 229V228H177ZM7 230H9L8 232H7ZM132 230V229H131ZM138 230V229H137ZM28 231V230H27ZM31 231V230H30ZM36 231V230H35ZM135 231V230H134ZM231 231V230H230ZM26 232V231H25ZM124 232V231H123ZM155 232V231H154ZM170 232V231H169ZM194 232V233H193ZM29 233V232H28ZM135 233V232H134ZM137 233V232H136ZM139 233V232H138ZM137 233V234H138ZM164 233V232H163ZM206 233V232H205ZM221 233V232H220ZM228 233H229V230H228ZM136 234V235H137ZM161 234V233H160ZM165 234V233H164ZM178 234V233H177ZM204 234V233H203ZM203 234H201V235H203ZM224 234V233H223ZM251 234V233H250ZM29 235V234H28ZM166 235V234H165ZM181 235H182V233H181ZM220 235V234H219ZM145 236H146V234H145ZM147 236H148V234H147ZM167 236V235H166ZM206 236V235H205ZM249 236H251V235H249ZM152 237H153V235L151 236V238L150 237H148L147 239L149 240H151L152 239ZM182 237V236H181ZM202 237V236H201ZM217 237V236H216ZM35 238V237H34ZM141 238V237H140ZM214 238V237H213ZM222 238H224V237H222ZM26 239V238H25ZM153 239H154V237H153ZM163 239H165V238H163ZM249 239V238H248ZM157 240V239H156ZM216 240V239H215ZM214 240V241H215ZM223 241H224V239H222ZM226 240V239H225ZM31 241V240H30ZM148 242H150V241H148ZM151 242H152V240H151ZM155 241H153L152 243V245H153V247H154V243ZM172 242H174V241H172ZM224 242H226V241H224ZM250 242V241H249ZM181 243V242H180ZM213 244H217V243H214V242H212ZM222 243V242H221ZM148 244H150V243H148ZM179 244V243H178ZM220 244V243H219ZM251 244V243H250ZM55 244H53V246H54ZM135 245H137L136 243H135ZM151 245V244H150ZM151 245V246H152ZM52 246V247H53ZM139 246V245H138ZM221 246V245H220ZM251 246V245H250ZM54 247H57V246H54ZM119 247V246H118ZM137 247V246H136ZM248 247V246H247ZM246 247V248H247ZM161 248V247H160ZM222 248H223V243H222ZM223 248V249H224ZM250 248V247H249ZM51 249V248H50ZM55 248H53L52 250H51V255H52V259H50L49 258V255L47 254V260L48 261H51L49 264H52L53 263V261L55 262L54 264H56V262H57V257L54 255V250ZM88 249V248H87ZM134 249V248H133ZM159 249V248H158ZM170 249V248H169ZM262 249V248H261ZM91 250V249H90ZM122 250V249H121ZM224 250V251H225ZM49 251V250H48ZM96 251V250H95ZM203 251V250H202ZM43 252V251H42ZM91 252V251H90ZM160 252V251H159ZM199 251H197V253H198ZM117 253H118V257H117V260L114 262V264H120L121 263V257H123V260H124V258L128 255V251H126V252H123V251H117ZM116 253V254H117ZM196 253V254H197ZM202 252H200V254H201ZM225 253V252H224ZM244 253V252H243ZM77 254V253H76ZM108 254H109V252H108ZM115 254V255H116ZM199 254V253H198ZM199 254V255H200ZM219 254H221V255H219ZM245 254H247V253H245ZM255 254V253H254ZM263 254H264V252H263V250H262V253L260 254L259 253V256H261V257H258V255H256L258 258H260V261H258V264H264V262H263V258H264V256H263ZM50 255V256H51ZM169 255V254H168ZM179 255V254H178ZM244 255V254H243ZM73 256H75V254H72L68 259H72L73 260V262L74 261H78V263L82 260V259H85L84 257H82L83 255H76V258H73ZM159 256V255H158ZM157 256V257H158ZM165 256V255H164ZM262 256H263V258H262ZM87 257V256H86ZM89 257H90V261L88 262V261H86V259L85 260H83L82 262H80V264L82 263V264H85V263H89V264H100L99 262H97V259H96V255H94L93 253H90L89 254ZM93 257V258H92ZM195 257H197V256H195ZM238 257V256H237ZM242 257V256H241ZM248 257V256H247ZM247 257H245L246 259H248ZM255 257V256H254ZM45 258V257H44ZM88 258V257H87ZM92 258V259H91ZM153 258V257H152ZM151 258V259H152ZM231 258V257H230ZM234 258V261H236V259H235V257H233ZM243 258V257H242ZM242 258H240V259H238L237 261H239V260H241ZM249 258H251L250 259V261L252 260V257H249ZM169 259V258H168ZM257 259V258H256ZM255 259V260H256ZM163 260V259H162ZM67 261V260H66ZM231 261H233V260H231ZM244 262H245V260H243ZM246 261H249V259L248 260H246ZM253 261V260H252ZM251 261V262H252ZM75 262V263H76ZM178 262V261H177ZM77 263V264H78ZM123 263V262H122ZM148 263V262H147ZM231 263H233V262H231ZM230 263V264H231ZM239 263V262H238ZM237 263V264H238ZM241 263V262H240ZM239 263V264H240ZM247 264H248V262H246ZM1 264H2V262H1ZM110 264V263H109ZM158 264H164V263H158ZM171 264V263H170ZM175 264H177V263H175ZM251 264V263H250Z\"/></svg>","mask_w":264,"mask_h":264}]
</instances>
